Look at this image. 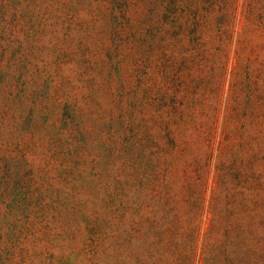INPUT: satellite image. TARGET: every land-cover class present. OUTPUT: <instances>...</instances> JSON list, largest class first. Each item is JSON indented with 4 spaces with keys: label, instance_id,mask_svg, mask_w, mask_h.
Masks as SVG:
<instances>
[{
    "label": "rangeland",
    "instance_id": "374dc122",
    "mask_svg": "<svg viewBox=\"0 0 264 264\" xmlns=\"http://www.w3.org/2000/svg\"><path fill=\"white\" fill-rule=\"evenodd\" d=\"M0 264H264V0H0Z\"/></svg>",
    "mask_w": 264,
    "mask_h": 264
}]
</instances>
